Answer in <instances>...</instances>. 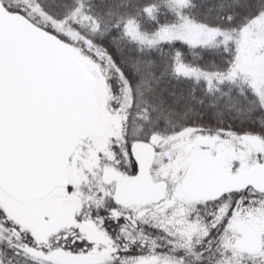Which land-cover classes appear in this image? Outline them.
<instances>
[{
	"label": "snow or ice",
	"instance_id": "6c2138e0",
	"mask_svg": "<svg viewBox=\"0 0 264 264\" xmlns=\"http://www.w3.org/2000/svg\"><path fill=\"white\" fill-rule=\"evenodd\" d=\"M0 264H264V0H0Z\"/></svg>",
	"mask_w": 264,
	"mask_h": 264
}]
</instances>
